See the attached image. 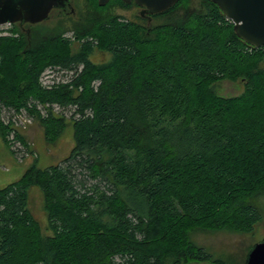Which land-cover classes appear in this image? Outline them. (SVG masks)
<instances>
[{"label":"trees","instance_id":"16d2710c","mask_svg":"<svg viewBox=\"0 0 264 264\" xmlns=\"http://www.w3.org/2000/svg\"><path fill=\"white\" fill-rule=\"evenodd\" d=\"M91 1L73 25L81 48L60 21L0 37V106L36 115L50 143L64 119L27 104L76 107L69 155L0 189V264H235L193 236L254 235L264 222V47L241 41L209 0H179L145 25ZM48 66L81 70L71 88L44 90ZM224 81L241 93L217 95ZM10 129L0 122L4 142ZM34 187L45 223L29 208Z\"/></svg>","mask_w":264,"mask_h":264},{"label":"rangeland","instance_id":"374dc122","mask_svg":"<svg viewBox=\"0 0 264 264\" xmlns=\"http://www.w3.org/2000/svg\"><path fill=\"white\" fill-rule=\"evenodd\" d=\"M71 1H72V6L75 10L74 16L65 15L62 17H57L54 15L44 23L46 26L51 27L58 24V22L60 21L63 25V28L65 29L63 38L70 39L72 41L74 48L78 49L81 48L82 42L75 39V35L73 32V25L75 21H77V18L84 17L87 16L88 14L94 13L95 9H94V4L91 0H71ZM199 2L200 0H192L191 4L197 6ZM122 3L124 2L122 1ZM105 6L106 8L102 12H105L107 15H117L118 17H121V19L119 20H129L137 23H143L144 25L146 23V17H141L140 9L134 3H128V4L124 3V5H122L119 1L116 0V1L108 2ZM153 22L154 23L159 22V20L157 19L156 21H151L150 23ZM10 29H11L10 25L0 26V37H6L11 35ZM22 32L25 33L23 30ZM90 58L91 61H94V63H98L100 61L107 59L106 55L102 56L98 53L91 55ZM262 66L264 67V62ZM80 69L81 67H78L77 72L73 70V72H68V73L69 75L73 73V75L75 76L77 73L80 72ZM40 76L41 74L39 75V78ZM64 76L66 78H69L66 73L64 74ZM39 78H38V82H39ZM213 88L216 94L222 97L236 96L240 94L242 91V85L239 82L231 83L228 81H224L216 84ZM47 104H54V103H49V102L41 103V105L43 106ZM61 107H63V110L60 112L51 111L54 117L63 118L65 121L64 131L53 143H50L49 141L46 140L44 135V130L40 126L36 118V115L34 114L27 113L25 118L29 119L30 121L24 124L22 123L19 126H15L16 131L23 137L26 143V146L23 143L24 153L26 155L21 160H18L15 157L12 151H10V149L8 148L7 142H4L0 137V189L12 182L17 181L24 172V170L33 162L36 163L38 168L44 169L50 166H55L60 164L61 161L69 155V152L71 151L74 145L73 137H72V119H71V115H69L71 110L69 109V106H66L64 104L61 105ZM65 107L67 109H64ZM40 112L39 115L42 118H45L49 115L48 114L49 111L46 112L45 110H42ZM17 113H19V110H16L13 107H5L4 105H1L0 122L1 123L6 121L12 122L13 118ZM29 194H30V200H29L30 210L32 211L35 218H37L39 221H44L45 223L46 218L41 210L42 207L41 192L34 187L30 189ZM259 206L262 208L264 212V198L259 200ZM41 225L43 226V223ZM263 227H264V222L262 225L256 228L254 235H248V234L242 235L227 230L213 231V232H199L193 236V241L198 246L204 248L207 252H209L212 255V257L215 259H221L224 262L234 261L235 264H240L247 250L250 249V247H252L255 243H259L264 239ZM190 264H212V263L200 262V263H190Z\"/></svg>","mask_w":264,"mask_h":264},{"label":"water","instance_id":"95a60500","mask_svg":"<svg viewBox=\"0 0 264 264\" xmlns=\"http://www.w3.org/2000/svg\"><path fill=\"white\" fill-rule=\"evenodd\" d=\"M71 0H0V26L20 27L45 22L53 9H65ZM141 8V17L164 13L179 0H122ZM233 24L235 35L253 48L264 47V0H209ZM109 0H97L105 6ZM264 229V227H263ZM244 264H264V239L247 251Z\"/></svg>","mask_w":264,"mask_h":264},{"label":"built area","instance_id":"2783aa9c","mask_svg":"<svg viewBox=\"0 0 264 264\" xmlns=\"http://www.w3.org/2000/svg\"><path fill=\"white\" fill-rule=\"evenodd\" d=\"M64 72L68 75L69 78H66L64 76V74H65ZM68 72H73V70H65V69H61L59 67L49 66L41 73V76L39 78L40 86L45 90H50L52 88H56V87H59L62 85H69V87L71 88V85H72L71 83L73 82V79L76 77V75L74 76L73 73H71L69 75ZM93 84H95L97 86L96 82H94ZM32 106L35 107V109L38 112H40L42 110H45L46 112L49 111V113H48L49 115L50 114L52 115V112H60L63 110V107H61V105L57 104V103L56 104L55 103L54 104H47V105L43 106V105H41V103H38L36 101L31 100L27 104V108H33ZM45 107H47V108H45ZM75 108H76L75 106H69V109L71 110L69 115H72L74 113ZM64 109H67V108L65 107ZM27 113H28L27 109L23 108V109H20L19 113H17L15 115L12 122H10V121L3 122L2 121L3 125H6V126L11 128L10 133L6 137V141H7V144H8L10 151H12V153L15 155V157L18 160H21L26 154L24 153L23 143L16 137V134H19V133L16 131L15 126H19L22 123L24 124V123L30 121L29 119L25 118ZM75 117H78V115H76Z\"/></svg>","mask_w":264,"mask_h":264},{"label":"flooded vegetation","instance_id":"af4514ba","mask_svg":"<svg viewBox=\"0 0 264 264\" xmlns=\"http://www.w3.org/2000/svg\"><path fill=\"white\" fill-rule=\"evenodd\" d=\"M130 3H133V2H130ZM139 9H140V14H141V8H139ZM54 15L57 16V17H62V16H65V15H72V16H74L75 15V10H74V8L72 6V1H70L69 6H66L65 9H62V10H60V9H53V10H51L46 21H48ZM143 17H146V16L143 15ZM19 28H21L22 30H24V29H26V25H23L21 27L19 26Z\"/></svg>","mask_w":264,"mask_h":264}]
</instances>
